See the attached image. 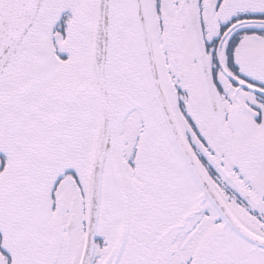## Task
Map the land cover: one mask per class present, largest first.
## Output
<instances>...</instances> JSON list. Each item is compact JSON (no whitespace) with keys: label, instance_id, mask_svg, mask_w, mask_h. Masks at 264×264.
<instances>
[{"label":"snow or ice","instance_id":"snow-or-ice-1","mask_svg":"<svg viewBox=\"0 0 264 264\" xmlns=\"http://www.w3.org/2000/svg\"><path fill=\"white\" fill-rule=\"evenodd\" d=\"M0 264H264V0H0Z\"/></svg>","mask_w":264,"mask_h":264}]
</instances>
